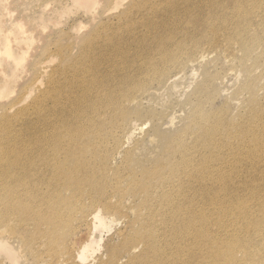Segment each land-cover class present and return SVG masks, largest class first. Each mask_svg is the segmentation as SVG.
Segmentation results:
<instances>
[{
  "label": "rangeland",
  "instance_id": "1",
  "mask_svg": "<svg viewBox=\"0 0 264 264\" xmlns=\"http://www.w3.org/2000/svg\"><path fill=\"white\" fill-rule=\"evenodd\" d=\"M245 25L247 31L241 32ZM99 31L102 36L96 41L92 38V44L96 43L95 50H85V46L82 47L84 40L91 34L96 36L94 33ZM112 34H119L122 38L111 39ZM107 35L109 38L105 39ZM251 35L256 47L243 67L245 49L242 39ZM106 41L108 50L107 46H103ZM115 47L121 50L119 57L114 54ZM72 60L78 61L67 64L69 66L65 68L62 66V61ZM251 78H254L253 89H250ZM86 82H91L94 89L88 96L101 100L98 108L89 115L101 130L104 128L106 138L105 144L98 147V156L89 158L88 164L96 167L106 157L112 159L108 168L96 169L97 176L104 177L107 184L111 182L110 186L106 185L99 192L83 194V208L79 205L72 219L68 218V227L64 228L69 236L60 241L59 248L56 247L54 252H59L56 256L52 258L46 246L49 234L45 231L50 228L45 224L36 227L25 223L18 232L20 238L15 234L2 236L7 242L0 244V264H72L76 256L78 264H106L108 254L111 256L113 251H118L116 258L120 257L119 264H127L132 251L136 254L144 250L141 241L133 243L136 248L131 244L120 250L124 247L122 239L132 236L135 228L134 224L127 227L126 220L136 215L145 216L147 211H133L130 205L143 204L145 199L139 194L145 196L147 193L136 187L149 179L153 182L150 203L156 197L157 206H161L163 183L158 185L155 180L168 174L172 167H160L158 172L153 167L163 155L164 162L168 156L172 163L181 161V151L168 155L171 149L178 146L177 138L181 137L188 145V153L194 158L188 161L192 163L191 169L209 154L203 151L198 139L201 126L212 128L217 120L224 127L235 126L230 132L216 131V140L228 143L219 151L222 157L236 151L238 133L244 128V122H257L264 127V0H0V122L6 115L13 116L18 110L29 107L31 111L15 123L18 132L26 125L33 126L39 134L45 133L49 130L48 119L64 116L73 120L76 110L73 103L71 105L67 99V111L62 113L57 110L58 113L53 115L51 112L56 105L46 94L49 89L55 94L61 89L70 93V100H76L84 93L82 84ZM36 97L42 99L39 107L41 115L33 108ZM196 103L203 104V110L213 115L211 120L195 123L194 118L202 119L193 109ZM85 109L89 111L90 107ZM137 109L142 110L141 115H136ZM125 111L129 112L126 116L129 119L123 124ZM127 125H130V137L125 136V131L119 136ZM5 127L0 126V137L15 135L13 126ZM259 130L253 144L258 150L255 152L257 164L255 162L252 164L255 167H251L247 163L250 161L243 158L246 150L243 147L234 163L232 178L236 181L230 182V192L241 190V198L251 200L252 206L247 208L243 203L233 206L219 222L214 221L218 217L212 216L208 231L211 228V237L217 240L212 243L214 250L225 246L222 237H228L234 230L233 237L238 239L240 246L254 251L264 245V235L260 232L264 230V128ZM89 131L92 133L93 129ZM247 134V131L243 133ZM70 143L74 142L67 139L59 142L56 149L58 159L62 158ZM10 144L11 140L5 143L0 139V148H9ZM231 144L233 150L228 148ZM128 148L131 150L127 156ZM39 149L46 148L36 146L29 158L24 156L25 162L32 168L28 184H34L31 201L36 211L39 207L55 203L58 191L74 199L71 189H62L61 179L47 177L57 171L53 163L42 158ZM75 152L78 158L81 156L75 149L65 160L71 169L76 162L83 161L74 158ZM2 155L0 153V157ZM221 156L212 164L225 168L226 162ZM242 167H248L250 172L237 174ZM227 168L231 169L229 164ZM130 176H135V179ZM232 178L228 177V180ZM202 179L204 177L195 176L184 179L187 196H179L176 200L178 206L184 208L183 215L193 206L211 210L212 199L207 203L205 198L200 200L194 195V192L201 194V187L196 185ZM216 179L206 183L211 196L220 189L212 183ZM112 188H116L118 194L128 191L122 197L118 195L120 203L117 197L113 199L117 200L113 204L116 210L124 217L116 220L112 218L114 216L102 213L105 225L95 228L91 214L86 216L83 209L91 206H88L90 196H100L104 190ZM132 189L139 193L134 199L125 195L132 193ZM256 189L257 198H254ZM76 204L79 202L73 200V207ZM94 205L97 206L96 203ZM28 215L32 216L31 213ZM45 215L53 217L54 214L48 208ZM11 217L17 218L15 215ZM159 226L162 227L160 221ZM92 240L90 250L83 258L79 257L83 245ZM5 246L14 252L10 253ZM169 247L171 251L176 248L175 238L170 240ZM236 254L242 257L249 253L236 249ZM261 257L251 258L244 264H264ZM63 258L68 259L62 262ZM168 262L184 264L177 256L169 258ZM189 264H201V260L196 258Z\"/></svg>",
  "mask_w": 264,
  "mask_h": 264
},
{
  "label": "bare ground",
  "instance_id": "2",
  "mask_svg": "<svg viewBox=\"0 0 264 264\" xmlns=\"http://www.w3.org/2000/svg\"><path fill=\"white\" fill-rule=\"evenodd\" d=\"M254 7H256V4H254ZM246 31L247 27L245 25V28L241 32ZM94 34H96V36L91 34L88 39L86 38L84 40L85 44H83L82 47L85 46V50H95L96 43H92L94 42V39L96 41V38H100L102 34L100 31L95 32ZM93 37L94 39H92ZM106 38H109L108 35L107 37L105 36V39ZM110 38L119 40L122 38V36L119 34H112ZM242 41L244 44L243 49H245L242 60V65L244 67L247 65L246 60L251 57L253 48L256 47V42L253 35H251V37L249 38L247 36H243ZM103 46H107L108 50L107 41L105 44H103ZM120 51V48L115 47L114 54L119 57ZM61 52H63L62 49ZM77 61L78 60H72L70 62L62 61V66L65 68L69 66L67 64H75ZM59 70H61V68H59ZM253 79L254 78L250 79V89H253ZM92 85L93 84L91 82L82 84L85 91L76 100H70L69 92L59 89L58 93L55 94L49 89L46 97H50L56 105V108L51 113L55 115L56 113H58L57 110H60V112L62 113H64L65 110L67 111L68 101L66 102V100L68 99L71 102V105L72 103L74 104V107L76 109L73 112L75 113V119L72 120L70 117L68 118L64 116L58 119H52L50 113L49 115L51 119H48L49 123L46 120L47 125L49 124V130L45 133L40 132L41 135L37 131H34L33 126L29 127L24 125L22 128L20 127V132H18L16 129L15 123H19L17 121L22 119L29 111H31L30 107L18 110L13 116L6 115V117H3L2 122H0V126L5 125V128H7L8 126H13V132L15 133L14 136H6L9 139L0 137V139L5 143L11 140L9 148H0L1 155L2 153L5 154L0 157V244L7 242V240L2 237L6 234L9 236L15 234L18 238H20L21 235L18 232L25 223H32L36 227H41L43 226V224H45L47 228H50L49 230L45 231L47 234H49L46 246L47 248H49L50 256L53 258L59 253L57 251H54L56 250V247L59 248L60 241H65L69 236V233H66L64 228V226L68 227V218L72 219V217L76 214L79 205H82L81 208H83L82 200L85 199L83 194L86 192H99L104 189L106 185L110 186L109 183L111 182H108L107 184V180L104 177L97 176L99 174L96 169H101L103 166L109 167V162H111L112 159H108L106 157L104 161H101L102 163H97L96 167L95 165L92 166L88 164L89 158L92 157L95 159L99 153L98 147H101L106 142V138L103 133L104 128L101 130L100 127L96 125V120H94L93 117L89 115L90 113L94 112V109L98 108V102H101V100L97 97L92 98L88 96V93H93L94 91ZM97 91L100 92L102 90ZM199 94L200 96H202V93ZM52 95L55 98H53ZM100 96L101 94H99L98 97ZM41 100L42 99L40 97H36L33 104L35 112L39 114ZM101 106H103V104H101ZM85 107H90L91 110L89 109L88 111V109H85ZM193 109L195 113L199 114L202 117L201 120L194 118L196 124H198V122H206L208 120H211L213 116L209 114L207 110H203V104L196 103ZM141 113V109L136 110V115H141ZM124 114L123 124H125L129 119L126 118V116L129 115V112L125 111ZM213 124L214 127L212 128H209L211 126H201V133L198 139L202 143L201 148H203V151L206 154H209L205 155L204 158L200 160L193 168L190 169L192 163L188 161L194 160V158L190 153H188L189 147L187 144H184L181 137L177 138L179 140L178 146L168 152V155L173 156L181 151L183 155L181 161H178L177 164L172 163L170 157L168 156V158L164 162L162 159L164 156L163 155L161 159H158L155 163L153 168L156 172H158L160 167H172L168 174H163L159 177V179L155 180V183L158 185L163 183V202H161V206H157L158 201L156 197L155 201L153 200L152 203H150L151 196L149 195V193L153 182L149 179L145 182H142L141 184H138L136 187V189H142L143 192H146L147 194L145 196H142L139 193H135L136 189H132V193L130 192L128 194H125L131 199H134L138 194L145 199L143 201V204L139 203L134 206L132 203L130 205V208L133 211H136L138 209L147 210L145 212V216L136 215L135 217H129L128 220H126L127 227H130L132 226V224H134L135 228L132 236H129L128 239H122L124 247L120 250L128 248L136 241H141L144 244V250L142 249L141 251L136 252V254H134V252L132 251L128 255L127 264H170L168 260L173 256H177L180 262H183L184 264H189L196 258H200L201 264H244L251 258H259L260 256H262L261 258L264 259V245L259 246L254 251H250L247 247L240 246L238 239L233 237L235 230L232 231L228 237H222L225 242V246H219L214 250V245L212 243L217 242V240L215 239V237H211V228L210 231H208V225L210 222H212V216L218 217V219L214 221L219 222L222 220L226 212L233 206H240L241 203H243V205L247 208L252 206L251 200H245L241 198V190L230 192L232 190V188H230V182L235 183L236 181L234 177L232 178V175L235 172L234 163L238 160L241 149L243 147L246 148L243 158L250 161L247 163H249L251 167H255L252 166V164H254L257 160L255 152H257L258 150L253 144L256 142V136L260 131L259 129H262L264 127L262 126V124L260 125L257 122L254 124L244 122V128H241L238 133L239 142L236 144V151L228 152L227 155L222 157L219 151L225 144L228 143L225 141H217L216 131L230 132V130L235 126L231 125L224 127L219 123L218 120ZM198 126L200 128V125ZM133 127L135 128L136 126L134 125ZM90 129H93L92 133L89 131ZM124 131L126 132L125 136L130 137V125L124 126L121 133H119V136ZM245 131L249 132V134L252 131V134L243 135ZM116 137L117 135L115 134V138ZM18 138H20L21 140L18 141ZM65 139L74 143L68 144L64 150V155L62 156V158L58 159L56 149L59 148V142ZM169 139L172 140L174 138ZM244 141L248 143L246 146H244ZM36 146L46 148L39 149V152H41L42 158H44L45 160H49L50 164H54V170L57 171L53 174H48L47 177L49 179H61L63 181L62 189H71L74 199L68 198L67 196H65V194L62 195L58 191L59 194L56 197L58 198V200L55 203L49 206L39 207V210L36 211V208L31 201V196L34 193V184L32 186L28 184L32 168L30 167V164L28 162H25L24 158V156H27L29 158V156L32 154V151L36 149ZM26 147L28 149H26ZM129 148L126 149L128 150L126 152L127 156L130 154L129 150L131 149ZM228 148H231V150H233L234 147L231 144L228 146ZM75 149L79 150L81 156L78 158L77 152H75L74 158L78 161H83L76 162V164L72 166L71 169V166L67 164L65 160L68 155L74 152ZM218 156H221V159L226 162L225 168H218L212 164L213 161L218 158ZM227 156H230L228 160H226ZM228 164L230 165L231 169L227 168ZM207 167L208 171H206ZM243 171L249 173L250 169L248 167H242L237 174H241ZM192 176L204 177V179L200 180L196 185L201 187V194H195L193 188L192 190L194 192V195L196 197L198 196L200 200L202 198H205L206 202L208 203V201L212 199L210 206L211 210L209 211L206 208H197L193 206L187 213L183 215L182 211L184 208L182 206H178L179 203H177L176 200L179 196H187V190L184 188L183 182L185 178H189ZM134 177L130 176V178L132 179H135ZM215 177L217 179L212 181V183L220 189L218 192H215L213 196H211V194L207 192L206 183ZM228 177L232 178L231 181L228 180ZM101 178L105 181H103ZM176 184H178L177 188H175ZM168 186H170L171 188L168 189ZM116 188L104 190L100 194V196H90V202L88 206L90 204L91 206L89 208L85 207L83 209L86 216L91 214L90 218L93 219L95 228L100 229L105 225V219L102 213H108L114 216L112 218L116 220L118 218L124 217V215L119 210H116V207L113 204L117 203V200L113 201V199L117 197L118 202L120 203L121 200L118 195L122 197L123 194L128 191H123L122 194H118V190ZM212 189L214 191V188ZM257 190L258 189L254 191V198H257ZM159 193L160 192L158 190L157 194ZM43 198L44 196L39 199V203L43 200ZM73 200H77L79 204H76V206L73 207ZM95 203L97 204V206L94 205ZM100 206H102L103 208ZM123 207L125 208V206ZM48 208L49 212H53V217H47L45 215V212L46 210H48ZM30 213L32 214L31 217H29L28 215ZM125 214V216L128 217L127 213ZM11 215H15L17 216V218H12ZM159 221L162 223V227L159 226ZM70 223H72V220H70ZM138 224H142L141 227H137ZM260 232L264 235V230ZM94 235H96V233ZM69 238L71 239V237ZM172 238H175L176 248H173V250L171 251L169 242ZM92 243L93 240L88 242V244H86L85 246L83 245L84 249L81 250L79 257L83 258V255H85L86 252L92 247ZM134 246L136 248V245ZM5 249L10 253L14 252L13 249H9L6 246ZM236 249L246 251L249 254H243V256L240 257L239 254H236ZM108 256L109 258L106 261V264H117L120 260V257L116 258L118 256V251H113L111 252V256L109 254ZM63 259H61L62 262H64L68 258ZM76 259L77 256L75 257V260L72 264H78L76 262Z\"/></svg>",
  "mask_w": 264,
  "mask_h": 264
}]
</instances>
